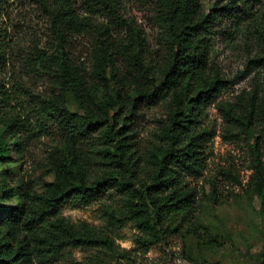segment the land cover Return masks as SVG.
Masks as SVG:
<instances>
[{
	"label": "trees",
	"instance_id": "16d2710c",
	"mask_svg": "<svg viewBox=\"0 0 264 264\" xmlns=\"http://www.w3.org/2000/svg\"><path fill=\"white\" fill-rule=\"evenodd\" d=\"M9 2L0 0V160L7 166L22 167L35 141L56 135L51 114L64 124L59 135L68 140L51 158L52 180L42 182V193L35 192L30 197L25 192L26 184L21 183L9 191L21 198L19 204H0V264H53L68 248L100 246L114 250V239L63 215L67 206L83 208L101 201L110 188L124 195L119 204L108 206L105 212L113 222L134 224L140 233L135 240L140 251L147 252L170 235L186 233L206 240L209 232L197 223L199 190L190 179L197 180L205 169L208 144L217 135L207 110L227 90L228 82L215 69L209 86L193 96L188 82L199 81L209 70L215 41L222 36L241 37L254 27L264 52L263 27L253 17L250 0H219L206 14L200 0H150L153 20L164 33L170 50L165 66L155 71L145 64L149 46L142 28L134 19L119 13V0H84L86 11H81L74 0H38L57 45L52 50H34L31 66L43 77L60 78L63 92L73 95L85 116L71 112L62 96L35 98L23 88L24 95L32 100L22 102L7 86L3 76L8 57L2 19ZM98 8L112 14L111 24L124 28L127 46L119 45L120 40L115 44V27L96 23L90 12ZM81 37L90 39L96 79L106 86L107 68L121 66L125 70L122 84L133 82L138 99L117 89L116 107L105 102L102 111L94 110L88 96L89 78L72 49ZM260 60L264 61V57ZM255 93L260 95L258 100L264 99V87L255 89ZM161 98L168 101L166 118L161 122V142L150 154L138 155L131 123L138 117L141 102ZM256 102L220 110L228 123L225 134L249 136L246 140L251 145L253 178L262 191L264 107H258ZM95 133H99L100 143L90 151L97 153L107 167L94 176L88 151L78 147L76 140L80 135L89 137ZM12 149L17 157L12 155ZM233 180L241 186L239 178ZM23 232L29 237L20 239Z\"/></svg>",
	"mask_w": 264,
	"mask_h": 264
},
{
	"label": "rangeland",
	"instance_id": "374dc122",
	"mask_svg": "<svg viewBox=\"0 0 264 264\" xmlns=\"http://www.w3.org/2000/svg\"><path fill=\"white\" fill-rule=\"evenodd\" d=\"M74 1L81 11V8L87 10L84 0ZM217 1L200 0L203 13H209ZM224 1L220 0L222 3ZM250 5L253 17L263 27L264 36V0H250ZM117 10L124 18L134 19L142 28L149 46L145 56L146 66L154 71L164 67L170 50L164 33L153 20L155 13L150 0H119ZM102 11L98 8L90 12L96 23L98 21L115 27L111 24L112 14ZM2 29L6 35L5 52L8 57L3 76L7 86L21 98L20 101L32 100L29 95H24L23 88H27L35 98L62 96L71 112L85 116V111L73 95L63 92L60 78L51 80L48 76L43 77L31 66L34 50H52L57 45L48 16L38 0H10L2 19ZM257 32L253 27L251 33L241 37L231 39L222 36L216 39L209 70L199 81L188 82L192 96L209 86L215 69L220 70L228 82L227 90L217 100L220 107L216 103L207 110L209 123L217 135L208 144L205 169L197 180L190 179L191 185L199 190L197 223L209 232L206 240L186 233L170 235L165 242L157 243L147 252L140 251L135 245L140 233L134 224L113 222L105 212L108 206L119 204L124 195L110 188L103 194L101 201L83 208L67 206L63 209V215L76 224L86 223L108 235L114 239L116 248H68L53 264H264V190H258L253 178L251 145L246 140L249 136L225 134L228 123L220 110H227L237 104L247 105L253 100L257 101L258 107H264V99L258 100L260 95L255 93V89L264 87V61L260 60L264 52ZM113 36L115 44L120 40L119 45L123 48L127 46L128 37L124 28L115 27ZM72 49L89 78L88 96L94 110L102 111L105 102L116 107L117 89L131 99H138L133 82L122 84L125 70L121 66L107 68L106 86L96 79L89 38H77ZM167 102L161 98L140 103L138 117L131 123L138 155L150 154L155 144L161 142V122L166 118ZM51 119L56 135L35 141L22 167L7 166L0 160V204H19L21 198L12 196L9 191L21 183L27 185L24 186L25 192L31 197L35 192L44 191L42 182L52 180L49 173L51 158L65 146L68 137L59 135L65 128L62 121L54 114H51ZM98 136L99 133L89 137L80 135L76 140L78 147L88 151L90 170L94 176L107 167L97 153L90 151L99 145ZM12 155L17 157L14 150ZM223 172L232 175L224 177ZM236 177L241 181V186L233 180ZM26 236L29 237L23 232L20 239ZM12 244H17V240Z\"/></svg>",
	"mask_w": 264,
	"mask_h": 264
}]
</instances>
